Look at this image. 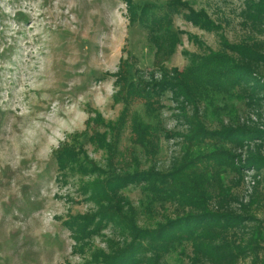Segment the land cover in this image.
Instances as JSON below:
<instances>
[{
    "label": "rangeland",
    "instance_id": "obj_1",
    "mask_svg": "<svg viewBox=\"0 0 264 264\" xmlns=\"http://www.w3.org/2000/svg\"><path fill=\"white\" fill-rule=\"evenodd\" d=\"M167 1L132 3L158 7ZM180 1L200 19L189 21L186 9L175 14L171 31L177 33L178 44L171 55L156 58L147 30L129 24L125 0H0V264H90L95 252L108 254L111 243L119 247L129 242L118 226L102 220L98 232L76 245L73 224L97 211L90 192L84 193L82 187L107 179L106 152L96 138L106 135L110 141L113 132L109 127L123 120L125 109L123 128L114 132L116 147L130 166L129 152L135 150L139 170L154 166L168 171L182 153V137L190 126L187 121L195 115L210 131L222 126L264 130V94L259 96V106H248L236 89L233 97L218 95L211 102L201 100L181 110L167 90L152 97L160 105L154 114L147 110L145 98L134 95L127 100L124 96L123 83L116 81L121 69L134 78L139 73L144 80L153 73L159 80V68L183 71L190 56L221 52L224 43L264 53V18L253 23L248 17L250 3L256 0ZM132 118L151 127V133L160 128L177 134L167 139L161 131L153 132L159 138V152L145 160L131 141ZM225 146L234 155L240 174L228 166L221 171L232 199L226 202L212 188L216 196L208 209L220 212L223 205L231 214L255 221L223 232L211 242L214 245L247 243L256 221L262 222L264 233V169L247 165L257 155L264 157V140ZM68 147L80 151L79 161L84 165L103 173L83 174L73 163L61 169L57 153ZM130 166L127 172L133 171ZM119 195L136 210L134 221L139 228H155L181 214L176 204L159 201L150 214L145 212L141 185L121 190ZM194 243L198 242L182 243L161 264H189ZM261 243L258 258L264 260V241ZM200 259L201 264H254L251 255L234 261Z\"/></svg>",
    "mask_w": 264,
    "mask_h": 264
},
{
    "label": "trees",
    "instance_id": "obj_2",
    "mask_svg": "<svg viewBox=\"0 0 264 264\" xmlns=\"http://www.w3.org/2000/svg\"><path fill=\"white\" fill-rule=\"evenodd\" d=\"M125 1L129 24H139L147 30L148 39L155 47L156 58L171 55L178 44L177 33L171 31L172 17L175 14L186 9L189 11L186 16L189 21L196 23L200 19L199 15L180 0H168L166 4L158 7L149 3L138 6L132 0ZM250 4L252 12L248 17L253 23L260 22L264 18V0H256ZM263 66L264 53L258 49L224 43L221 52L209 53L204 57L190 56V64L183 71L174 69L169 72L159 68V80L154 78L153 73H149L148 80H144L139 73L134 78V75H129L128 70L121 69L116 81L123 83L121 89L125 91L127 100L134 95L145 98L147 110L152 111V114L160 107L152 97H158L167 90L171 92L172 99L180 104L181 110L188 104L196 106L201 100L211 102L218 95L233 97L236 89L239 90V96L247 99L248 106H259V96L264 94ZM123 114L125 117L126 109ZM124 117L109 127V131L113 132L110 141H106V135L99 134L96 138L99 147L106 152L109 173L106 172L107 179L104 182L95 181L83 185L84 193L90 192L89 199L97 205V211L87 218L75 219L73 224L77 228L74 237L76 245L98 232L102 220L118 226L119 233L130 240L119 247L111 243L112 251L108 254L95 252L90 264H161L164 256L174 252L182 243L190 241L198 243H194L195 248L188 260L189 264H201L200 258L213 262L228 259L234 261L248 255L253 256L254 264H264V260L258 258L263 249L261 242L264 241V233L260 227L262 222L256 221L247 243L229 241L214 245L211 242L222 237L223 232L239 229L248 220L255 219L233 215L223 205H220V212L208 209L210 201L216 195L226 197V202L232 199L224 186L221 171L228 166L233 172L240 174V168L234 165L235 157L225 148V144L238 147L247 140H264V130L222 126L210 131L195 115L191 121H187L190 126L189 132L182 137V153L173 161L168 171H158L154 166L139 170L138 153L135 150L129 152L130 166L123 159L124 154L116 147L114 132L123 128ZM131 120V141L140 148L145 160L153 159L159 152V138L153 132L161 131L160 128L155 127L151 133L152 128L145 126L139 118ZM161 134L170 139L177 133L163 129ZM79 153L80 151L71 147L59 151V167L63 169L73 163L77 164V170L83 174L103 173L97 167H88L79 161ZM118 158L122 159L118 161ZM247 165L264 169V157L257 155ZM116 166L121 174L115 173ZM129 166L133 171L127 172ZM138 185H141L146 196L145 212L150 214L154 202L159 201L176 204L181 214L155 228L137 227L134 221L136 210L119 195V191ZM212 188H217L216 195L211 193ZM90 226H93L91 230Z\"/></svg>",
    "mask_w": 264,
    "mask_h": 264
},
{
    "label": "built area",
    "instance_id": "obj_3",
    "mask_svg": "<svg viewBox=\"0 0 264 264\" xmlns=\"http://www.w3.org/2000/svg\"><path fill=\"white\" fill-rule=\"evenodd\" d=\"M250 179V178H249ZM247 183H249V181H247ZM251 184H253L252 182H251ZM250 190V189H249ZM250 192V191H249ZM244 202H246V200L244 201Z\"/></svg>",
    "mask_w": 264,
    "mask_h": 264
}]
</instances>
